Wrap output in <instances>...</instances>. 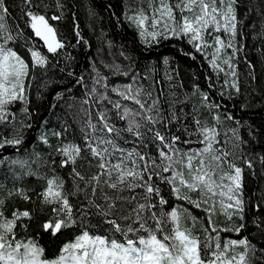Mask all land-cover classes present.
<instances>
[{"label":"snow or ice","instance_id":"1","mask_svg":"<svg viewBox=\"0 0 264 264\" xmlns=\"http://www.w3.org/2000/svg\"><path fill=\"white\" fill-rule=\"evenodd\" d=\"M24 4L32 34L25 41H31L30 61L9 46L16 37L5 22L9 12L6 0H0V125L12 129L9 136L0 132V150L18 148L24 142L22 127L31 128V124L17 127L13 123L12 106L19 102L27 112L25 81L30 79L32 69L46 67L49 62L39 47L53 56L67 47L50 23L60 21L62 14L49 17L33 11L39 8L33 0H24ZM130 11L125 19L146 47L162 40H186L208 60L213 71L230 78L225 79V88L240 91L234 63L242 51L238 0H139V6ZM76 36L78 43H87L78 25ZM37 41L42 42L39 47ZM184 54L196 59L191 53ZM164 63L169 61L165 59ZM138 76H132V83L109 88L98 74L83 101L96 107L95 119L91 111L85 110L88 118L81 127L83 143L61 142L53 148V155L60 157L59 167L71 168L73 186L66 189L64 179L54 170L52 176L43 177L46 186L38 199L51 208V215L40 228L52 237L71 229L77 234L64 242L57 254L48 257L36 237L18 238L17 229L28 231L29 223L25 221L33 220V211L15 209L10 216L5 215V200L0 199V264H253L256 249L247 239L221 240L220 232L239 233L243 225L219 229L213 221L217 205L229 220L244 219V168L237 163L244 158L234 151L241 143L238 130L229 129L231 137L224 132L221 139L217 127L221 125L220 115H214V123L209 124L198 117L196 109L191 113L183 108L177 111V104L184 103L178 98L169 101L165 110L159 95L138 86ZM167 78L171 80L172 75L167 74ZM78 82L82 83L83 78ZM110 92L119 99H112ZM197 92L204 107H219L198 87ZM53 135L59 139L62 133ZM40 139L49 145L46 134ZM189 144L202 147L179 146ZM78 162L80 167L87 166V174L77 167ZM11 163L24 165L21 160ZM244 163L249 169L253 167L248 159ZM163 187L169 189V197L206 213L203 238L184 226V217L191 215L186 208L166 210L169 198ZM193 192L199 194L195 199ZM13 194L31 200L22 188L9 193ZM191 218L193 223L197 221V217Z\"/></svg>","mask_w":264,"mask_h":264},{"label":"trees","instance_id":"2","mask_svg":"<svg viewBox=\"0 0 264 264\" xmlns=\"http://www.w3.org/2000/svg\"><path fill=\"white\" fill-rule=\"evenodd\" d=\"M33 4L39 5L33 11H41L49 17L62 14L60 21L50 23L57 28L67 47L53 56L46 52V48L39 47L42 42L37 41L39 50L48 56L49 62L46 67L32 69L30 79L25 81L27 112L23 111L25 105L19 102L12 106L15 114L13 123L17 127L31 124V128L22 127L24 142L18 148L9 146L0 150V199L5 200V215L10 216L15 209L34 213L31 222L25 221L29 223L27 232L17 229L18 238L36 237L46 249V255L52 257L64 242L77 234L76 229H71L52 237L40 228L51 215V208L42 205L38 199V193L46 186L43 177L52 176L54 170L64 179L66 189L71 190L73 186L71 168L59 167L60 157L53 155V148L61 142L83 143L81 127L88 118L85 110L91 111L93 119L96 111L91 102L84 104L83 101L88 98L87 93L98 74L109 88L132 83V76L139 74L138 86L153 90L154 96L159 95L165 110L169 101L178 98L184 103L177 104V111L183 108L184 112L191 113L196 109L198 117L209 124L214 123V115H220L221 125L217 127L221 139L229 129L238 130L241 143L234 151L253 164L249 169L244 159L237 160L244 168V219L233 217L222 221L218 217L216 227L233 228L242 224L239 233L220 232L222 242L247 239L256 249L252 256L253 264H264V0H238L242 51L234 63L237 64L239 92L225 88L224 81L230 78L213 71L208 60L186 40H162L158 45L146 47L136 29L125 19V14L131 15L130 8L139 6V0H33ZM58 4L62 7H57ZM6 6L9 12L5 22L16 37L9 46L30 61L31 41H25L32 34L24 16V0H6ZM77 25L82 40L87 43L77 42ZM184 53H191L196 59ZM165 59L169 61L167 65ZM169 73L171 80L167 78ZM146 76L148 79H143ZM81 77L83 82L79 83ZM97 87L100 88L99 85ZM197 87L219 107L212 110L204 107ZM100 90L103 91L102 88ZM221 92L226 95L221 96ZM109 95L114 100L119 99L111 92ZM124 103L136 107L130 102ZM229 115L232 120L227 119ZM123 123L118 121L121 126ZM11 130V126L0 125V132L5 136H9ZM55 132L62 133L61 138L54 136ZM42 134L47 135L51 147L41 141ZM179 146L184 149L202 147L197 144ZM227 147L231 149V144ZM14 160L24 161V165L11 163ZM77 167L87 174L86 165L80 167L78 162ZM15 188L24 189L31 200L9 195ZM162 190L169 198L166 210L174 206L186 208L191 215L184 217V226L190 228L191 217H197L191 229L203 238L202 226H207L206 213L169 197L167 187ZM239 250L243 251V248Z\"/></svg>","mask_w":264,"mask_h":264},{"label":"rangeland","instance_id":"3","mask_svg":"<svg viewBox=\"0 0 264 264\" xmlns=\"http://www.w3.org/2000/svg\"><path fill=\"white\" fill-rule=\"evenodd\" d=\"M222 35V34H221ZM209 51H212L211 49H209ZM192 197L195 199L199 196L198 193L196 192H193L191 193ZM220 217V220L224 221V220H228V217L223 213V211H221L219 209V206L217 205V212H216V215L213 216V221L215 222V225H216V222H217V218ZM193 225H195V223H193V220L191 218V224H190V228H193ZM217 228L219 229H225L224 227L221 226H217ZM203 236V235H202ZM237 251L238 252H241L242 250H239V248H237Z\"/></svg>","mask_w":264,"mask_h":264}]
</instances>
